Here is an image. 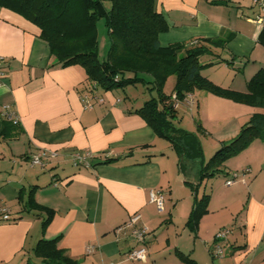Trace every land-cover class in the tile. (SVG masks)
<instances>
[{
  "label": "crops",
  "instance_id": "obj_1",
  "mask_svg": "<svg viewBox=\"0 0 264 264\" xmlns=\"http://www.w3.org/2000/svg\"><path fill=\"white\" fill-rule=\"evenodd\" d=\"M201 1H161L158 10L168 29L158 35L159 43L164 46L232 33L223 54H232L233 66L240 70L227 69L225 77L210 74L205 70L208 67L202 73L221 86L245 91L248 79L264 67V47L257 42L262 25L254 21L261 14L260 7L253 0H203L200 6ZM223 6L235 10L222 12ZM242 6L252 8L245 11ZM174 9L181 16L171 13ZM39 32L22 16L0 8L4 71L0 114L7 105L18 120L16 124L8 120L9 125L0 130V209L7 208L10 217L0 221V264H42L33 248L39 239L56 236L57 246L77 264H208L214 259L212 264H264V140L254 139L229 157L220 172L223 179H214L215 175L201 181L196 195L200 198L205 193L209 198L206 212L191 230L186 221L194 196L185 176L189 172L192 179L188 182L196 184L199 165L182 158L180 169L171 143L157 136L134 112L139 103L117 89L93 88L79 65L60 66ZM236 72L242 74L238 80ZM84 94L90 96V108L84 106ZM190 96L187 106L203 110L202 133H207V118L220 124L212 135L213 147L236 135L251 113H264V107L202 90ZM213 106L211 113L209 107ZM169 149L174 159L168 155ZM39 151L53 154L48 153L42 165L31 166L29 156ZM84 151L91 155L88 164L75 165L74 154ZM178 174L184 190L180 194L175 184L176 178L180 180ZM234 174L237 178L226 185ZM152 190L162 191V210L150 200ZM30 198L54 212L43 232L41 217L26 204ZM135 213L148 231L145 262L124 257L137 243L131 228H119ZM165 214L168 217L161 219ZM170 218L184 221L193 240L210 257L199 262L168 243L162 252L170 251L168 254L154 256V229L160 227V221L171 223ZM222 228L229 230L226 238L215 241L214 234ZM215 242L223 247L222 257L211 253Z\"/></svg>",
  "mask_w": 264,
  "mask_h": 264
},
{
  "label": "trees",
  "instance_id": "obj_2",
  "mask_svg": "<svg viewBox=\"0 0 264 264\" xmlns=\"http://www.w3.org/2000/svg\"><path fill=\"white\" fill-rule=\"evenodd\" d=\"M0 0L6 8L34 24L60 66L79 65L93 88L123 89L141 83L155 96L144 99L134 109L142 116L155 134L168 140L181 159H198V182L186 181L193 193V205L186 224L195 230L206 212L209 195L200 198L196 192L205 178L219 174L224 162L244 149L252 140H264V113L253 112L236 135L221 141L207 161L196 134L177 125V106L195 89L206 90L219 97L253 107H264V67H260L246 82V90L238 91L213 82L202 73L206 67L224 61L233 65V55L222 56L231 34L215 37L198 36L187 41L161 45L158 35L167 31L168 24L157 8L158 0ZM215 3H219L218 1ZM103 19L108 47L98 57L96 22ZM264 47V24L257 35ZM240 70V67H234ZM169 75L175 76L171 94L163 92ZM124 95V94H123ZM125 98L128 96L124 95ZM129 98V97H128ZM187 105V104H186ZM178 120V121H177ZM10 121V120H9ZM0 118V130L9 125ZM198 129L204 132L200 124ZM3 135L2 133H0ZM111 159H105V162ZM27 206L41 217V230L53 217V210L38 204L33 198ZM59 236L41 238L33 248V255L42 264H77L57 246Z\"/></svg>",
  "mask_w": 264,
  "mask_h": 264
},
{
  "label": "rangeland",
  "instance_id": "obj_3",
  "mask_svg": "<svg viewBox=\"0 0 264 264\" xmlns=\"http://www.w3.org/2000/svg\"><path fill=\"white\" fill-rule=\"evenodd\" d=\"M163 1V0H161ZM160 0L157 2V8H160V6L162 4H160L161 2ZM166 1H171V0H166ZM182 1V0H180ZM249 1V0H248ZM204 1H201L200 6H203ZM105 6H108V2L105 0L104 1ZM165 4V2H164ZM219 7V6H218ZM221 7V6H220ZM242 8L246 11V10H250L251 8H246V6H242ZM223 9L224 11L226 10V12L229 11V9H232V11H234V8H230V7H225L223 6V8H220L219 10ZM254 10V9H252ZM177 11L176 9H174L173 11H171V13L174 14H179L181 16V12H175ZM97 25V36H98V57L102 58L105 55V52L107 50L108 47V40H107V34H106V30L104 27V23H103V19L99 18L96 22ZM223 57L228 58V56L226 55V53L222 54ZM227 66V67H226ZM233 66V65H232ZM231 65H227L224 61H222L219 64H215V66L213 67H208L207 69H205L207 72H209L210 74H214L216 76H227L226 74H228V70L230 71H235L234 68H232ZM203 71V70H202ZM235 73V72H234ZM236 79L238 80V78H241V72H236ZM229 78V77H228ZM236 80V81H237ZM174 82H175V76L174 75H169L163 85V92L165 94H171L173 92V88H174ZM118 92H120L122 95H126L130 98H132L131 100L135 101L136 104H140L144 99H148L151 96H155V92L154 91H148L145 86L141 83H137L135 85H127L126 87H124L123 89L118 88L117 89ZM196 91H199V89H195ZM194 90V91H195ZM205 91V93H207L206 90H202ZM209 93V92H208ZM210 106V105H209ZM177 109V118H179V125H182V128H184L185 130L189 131V132H193L196 134L197 139L201 145L202 148V153H203V160L207 161L209 159V157L214 153L215 151V147H213L212 145V135L215 136V132H217L216 130H218V128L220 127V124H218V121L216 123V121L211 120V118H207L208 121L206 124L207 125V133H202L201 131H199V127L198 124H200V120H202V113L203 110L200 108L198 109L196 106H187L184 103H180L178 104V106L176 107ZM210 108H215L213 107H209V112L212 113V109ZM223 111V110H222ZM224 120V119H223ZM218 124V125H217ZM213 132V133H210ZM162 143H165L166 145V140L161 138ZM166 148V147H165ZM170 152L168 155H170V157H175V154L173 153L172 150L169 149ZM176 160V159H175ZM191 164H193L195 167H198L199 162L197 160H193L190 161ZM179 172V170H177V173ZM187 172V171H186ZM182 174V173H180ZM178 174V175H180ZM192 175L188 174L185 176V178L188 181H191ZM182 176L180 175V180H178V178H176L177 180H175V184L176 185V191L179 193V191H184L182 188ZM224 175L222 173L217 174L215 177H213L214 179H223ZM180 184V185H179ZM188 189V188H187ZM209 189V184L207 185V190ZM181 203L183 202V200H180ZM164 217H168L167 214H165L163 217H161V219H163ZM170 220L172 221L171 223H168L167 220H163L159 222L160 226L159 228H155L154 232H155V238L157 241V244L154 246L153 248V253L154 256H161V255H165L168 254L170 251H165V253H162L164 251L165 246L168 244H170L171 248H173L174 246L178 247L179 251H182L184 254H188L191 257L197 258V260L199 261L201 258H209L210 254L208 253V251H206L204 249V251L201 248V245L199 244L198 241L193 240V235L192 233H190L188 231L187 228L184 227V221L179 220V219H174V218H170ZM151 233V232H150ZM174 249V248H173ZM171 252H173V250H171ZM148 256V255H147ZM201 261V260H200ZM199 261V262H200ZM216 259H214L213 261H209L208 264H212L213 262H215Z\"/></svg>",
  "mask_w": 264,
  "mask_h": 264
},
{
  "label": "built area",
  "instance_id": "obj_4",
  "mask_svg": "<svg viewBox=\"0 0 264 264\" xmlns=\"http://www.w3.org/2000/svg\"><path fill=\"white\" fill-rule=\"evenodd\" d=\"M254 3L258 4L260 7L261 14L257 15V17L254 19L255 23L258 25H263L264 24V0H253ZM3 66L1 65V60H0V80L3 78ZM83 101H84V106L87 108L91 107L90 103V96L87 94L83 95ZM185 103L187 105L191 104V96L190 94L187 95V97L184 99ZM3 118H6L10 120L13 124H16L18 122L16 116L14 113L10 110L9 106L5 105L1 111L0 114ZM46 151H39L37 153H33L29 156V163L31 166L33 165H42L43 164V159L46 158L49 153ZM91 157L90 153L87 151L84 152H78L75 153L73 156V163L75 165H84L88 164V160ZM237 178V175L234 174L232 178L227 179L225 184L230 185L234 182V179ZM150 200L154 202L159 210H162L163 208V200H164V195L162 191L160 190H152L150 191ZM9 217V212L7 208H1L0 209V221L2 220H8ZM140 214L135 213L133 214L129 220L122 225L120 229H126V228H131V235L133 239L136 241L137 245L129 249L125 253V258L134 262H145L147 259V250L144 245L145 238L148 234L147 228L143 225L139 224L140 221ZM229 230L226 228H222L216 231L214 234V239L215 241H220L226 238ZM211 253L215 257H222L223 256V247L221 246L220 242H215L211 248Z\"/></svg>",
  "mask_w": 264,
  "mask_h": 264
}]
</instances>
